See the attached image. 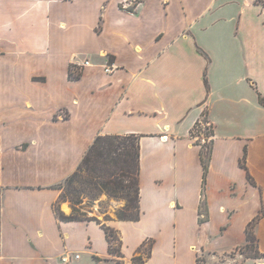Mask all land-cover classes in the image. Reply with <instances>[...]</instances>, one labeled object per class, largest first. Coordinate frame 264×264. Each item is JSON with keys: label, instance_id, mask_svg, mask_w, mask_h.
<instances>
[{"label": "crops", "instance_id": "obj_1", "mask_svg": "<svg viewBox=\"0 0 264 264\" xmlns=\"http://www.w3.org/2000/svg\"><path fill=\"white\" fill-rule=\"evenodd\" d=\"M260 95L264 0H0V264H118L100 223L61 221L54 208L55 186L100 135L140 137V219L113 217L115 201L107 222L123 264L140 253L221 264L256 218L264 253ZM204 113L214 143L203 202L191 131Z\"/></svg>", "mask_w": 264, "mask_h": 264}, {"label": "trees", "instance_id": "obj_2", "mask_svg": "<svg viewBox=\"0 0 264 264\" xmlns=\"http://www.w3.org/2000/svg\"><path fill=\"white\" fill-rule=\"evenodd\" d=\"M133 11V9H129ZM75 66H70L69 77L72 80L80 78L81 73H77ZM260 103L264 106V97L259 96ZM209 123L207 114H203L193 130L191 136L193 138L200 136L204 124ZM205 136L211 137L201 148V161L204 170L203 202L205 200L206 177L211 162L212 149L214 139V130L212 124L206 126ZM200 144V140L196 141ZM140 161L141 146L140 137L136 135H100L97 136L93 144L90 146L86 155L79 164L77 170L71 174L64 182L55 187L61 189L59 199L54 203L56 215L61 221H97L106 232L109 241V252L113 257H124L121 251V239L116 229L107 224L112 218L106 214L104 221L95 217H88V213L84 212V198L95 200L103 193L109 198L117 200L124 199L125 206L118 208L116 211L117 219L123 221H137L140 219ZM244 165V164H243ZM70 201L74 206L71 214H65L61 210L63 201ZM1 203L2 190L0 189V223H1ZM79 206V207H78ZM257 219V218H256ZM250 223L247 228V243L238 248L240 254L254 259L264 258V253L258 249L257 237L253 234L252 229L255 221ZM150 243V248L152 243ZM145 242V244H147ZM97 262L101 259L95 256ZM135 264H146L143 253L133 257ZM118 264H123L118 260ZM198 264H206L204 258H198Z\"/></svg>", "mask_w": 264, "mask_h": 264}, {"label": "rangeland", "instance_id": "obj_3", "mask_svg": "<svg viewBox=\"0 0 264 264\" xmlns=\"http://www.w3.org/2000/svg\"><path fill=\"white\" fill-rule=\"evenodd\" d=\"M79 69V68H78ZM77 70V69H75ZM123 202V206H125L126 201L124 199L117 200L115 198H109L107 194L103 193L97 197L95 200H90V198L86 197L84 198L83 202V211L88 213V217H95L101 221H104L105 215L108 214L111 211V208L113 207L114 202ZM122 206V207H123ZM79 207V206H78ZM121 208V207H120ZM61 210H64L67 214H71L74 211V206L70 201H63L61 203ZM117 211V210H116ZM113 217L116 216V212H112ZM110 216V215H109ZM111 217V216H110ZM150 243H147L145 246V250H149ZM239 250L233 251L230 254L221 255V264L230 258L235 257L236 255H239ZM244 256V255H243ZM116 260H124V257L116 256L114 257ZM201 258H205L204 256H201ZM207 264V263H206Z\"/></svg>", "mask_w": 264, "mask_h": 264}, {"label": "built area", "instance_id": "obj_4", "mask_svg": "<svg viewBox=\"0 0 264 264\" xmlns=\"http://www.w3.org/2000/svg\"><path fill=\"white\" fill-rule=\"evenodd\" d=\"M90 62L89 61H86L85 62V65H88ZM115 65H113V63H110L109 65H107L106 67H105V71L107 72V73H112L114 70H115ZM79 72L81 73V69L79 70ZM78 72V73H79ZM206 126H209V123H207V124H204V128H203V131H202V133H201V135L200 136H197V140L199 139L200 140V144L201 145H203V144H205L211 137H206L205 136V129H206ZM79 257V255L78 254H75V258H78ZM71 258H72V256H71V254H69V253H66V254H64L63 256H62V260L64 261V262H69L70 260H71Z\"/></svg>", "mask_w": 264, "mask_h": 264}]
</instances>
